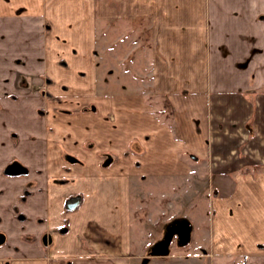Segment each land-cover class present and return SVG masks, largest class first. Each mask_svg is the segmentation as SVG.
Listing matches in <instances>:
<instances>
[{
  "label": "crops",
  "instance_id": "crops-1",
  "mask_svg": "<svg viewBox=\"0 0 264 264\" xmlns=\"http://www.w3.org/2000/svg\"><path fill=\"white\" fill-rule=\"evenodd\" d=\"M146 178L153 264H264V0H0V264H137Z\"/></svg>",
  "mask_w": 264,
  "mask_h": 264
},
{
  "label": "rangeland",
  "instance_id": "rangeland-1",
  "mask_svg": "<svg viewBox=\"0 0 264 264\" xmlns=\"http://www.w3.org/2000/svg\"><path fill=\"white\" fill-rule=\"evenodd\" d=\"M142 33L143 37L146 38L147 36L144 35L148 33L147 29L143 28ZM158 182L159 183L156 185L157 187H153V179L146 178L142 181L141 185L135 186L133 190L134 224L137 226L141 225V230H137L138 232L136 231L137 228H135L133 254H142L141 258L137 260V264H153V241H158V243L162 241L164 242L168 240V237L170 236L171 228L167 233L168 227L164 224L165 219L157 217L161 215L158 212V210L161 209H159V207L158 209L157 207H153L155 204L153 201V194H161L159 198L164 196V199L170 200L172 199L171 191L169 189V184L165 180L161 179L158 180ZM160 183L164 185H161ZM202 188L203 184L196 185V188H194V194L190 195L191 198L187 199L186 202L184 201V210L185 213L190 216H197L199 224L206 225L201 228L198 242L204 247L202 252H206L207 255L213 257V244L209 243V237L205 232V228L208 227L210 221L211 202L208 200H206L208 202L205 201ZM234 190V185L208 186L204 195L210 200L215 194L221 195V193H225L227 195L233 193ZM169 205L170 204L168 203L165 205L167 208L165 209L166 211L171 210ZM193 206L196 208L195 210ZM156 211L157 213H155ZM158 221L160 222L158 223ZM138 246H140V248H138ZM191 252L194 251L191 250ZM214 260L219 261V258L205 259L206 264H211Z\"/></svg>",
  "mask_w": 264,
  "mask_h": 264
},
{
  "label": "flooded vegetation",
  "instance_id": "flooded-vegetation-1",
  "mask_svg": "<svg viewBox=\"0 0 264 264\" xmlns=\"http://www.w3.org/2000/svg\"><path fill=\"white\" fill-rule=\"evenodd\" d=\"M23 171V168L18 163L12 164L9 168L6 169V173L10 175H16ZM79 202V198L72 199L68 204V209H72L73 205H76ZM170 235V234H169ZM169 238V237H168Z\"/></svg>",
  "mask_w": 264,
  "mask_h": 264
},
{
  "label": "water",
  "instance_id": "water-1",
  "mask_svg": "<svg viewBox=\"0 0 264 264\" xmlns=\"http://www.w3.org/2000/svg\"><path fill=\"white\" fill-rule=\"evenodd\" d=\"M77 205V204H76ZM76 205H73V207L72 208H74Z\"/></svg>",
  "mask_w": 264,
  "mask_h": 264
}]
</instances>
